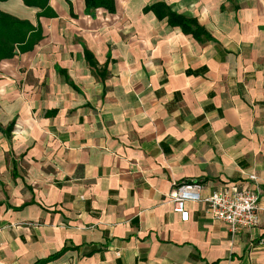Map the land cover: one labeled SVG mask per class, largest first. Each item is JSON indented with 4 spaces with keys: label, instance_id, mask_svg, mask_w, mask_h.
I'll use <instances>...</instances> for the list:
<instances>
[{
    "label": "crops",
    "instance_id": "obj_1",
    "mask_svg": "<svg viewBox=\"0 0 264 264\" xmlns=\"http://www.w3.org/2000/svg\"><path fill=\"white\" fill-rule=\"evenodd\" d=\"M115 3L0 0L43 31L0 60V264H264V223L233 234L195 201L183 221L169 198L198 180L264 207V0Z\"/></svg>",
    "mask_w": 264,
    "mask_h": 264
},
{
    "label": "trees",
    "instance_id": "obj_2",
    "mask_svg": "<svg viewBox=\"0 0 264 264\" xmlns=\"http://www.w3.org/2000/svg\"><path fill=\"white\" fill-rule=\"evenodd\" d=\"M26 5L41 8L43 11L49 8V0H23ZM86 11L103 7L109 12L116 11L115 0H85ZM146 11L153 10L159 18H167L169 24L179 26L186 34H192L199 41L211 39V34L202 26L197 18L189 17L173 10L165 2H156L145 8ZM41 11V14L43 13ZM43 38L41 27L33 25L27 19H21L0 10V60L12 58L17 54V50H30ZM85 56L92 66L98 68V62L92 52L85 48ZM11 123L7 132H11L14 127ZM1 128V126H0ZM62 251L57 252L47 258L38 260L35 264H45L56 258Z\"/></svg>",
    "mask_w": 264,
    "mask_h": 264
},
{
    "label": "built area",
    "instance_id": "obj_3",
    "mask_svg": "<svg viewBox=\"0 0 264 264\" xmlns=\"http://www.w3.org/2000/svg\"><path fill=\"white\" fill-rule=\"evenodd\" d=\"M251 178L256 179L257 176L252 174ZM203 189L204 184L198 180L173 186L169 198L174 211L180 214L183 221H188L190 217L187 202L195 201L206 203L213 217L226 222L233 234L264 223V207L259 204L258 189L226 184L209 195H203Z\"/></svg>",
    "mask_w": 264,
    "mask_h": 264
}]
</instances>
